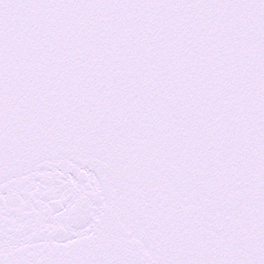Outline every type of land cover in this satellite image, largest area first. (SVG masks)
<instances>
[{
	"label": "snow or ice",
	"instance_id": "1",
	"mask_svg": "<svg viewBox=\"0 0 264 264\" xmlns=\"http://www.w3.org/2000/svg\"><path fill=\"white\" fill-rule=\"evenodd\" d=\"M0 264H264V0H0Z\"/></svg>",
	"mask_w": 264,
	"mask_h": 264
}]
</instances>
